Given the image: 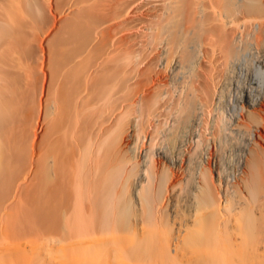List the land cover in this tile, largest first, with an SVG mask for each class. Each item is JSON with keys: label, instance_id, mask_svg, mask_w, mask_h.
<instances>
[{"label": "bare ground", "instance_id": "bare-ground-1", "mask_svg": "<svg viewBox=\"0 0 264 264\" xmlns=\"http://www.w3.org/2000/svg\"><path fill=\"white\" fill-rule=\"evenodd\" d=\"M256 1L0 0V264H264V152L255 140L264 137V1ZM143 6L138 32L175 50L168 63L179 77L196 65L198 81V96L163 106L174 108L175 124L158 152L174 170L157 191L147 152L139 162L140 150L129 146L120 159L124 137L105 134L106 83L132 55L106 67L113 36L106 43L104 30L124 27ZM237 10L253 26L246 43L229 35L226 13ZM178 14L187 33L207 32L202 44L186 39ZM113 16L121 19L111 24ZM159 100L138 101L136 124L158 115ZM206 150L212 164L200 169ZM193 158L199 167L189 173ZM29 179L31 208L8 211ZM14 221L22 229L8 235ZM39 227L58 237L42 231L35 239ZM16 230L28 239L15 240Z\"/></svg>", "mask_w": 264, "mask_h": 264}, {"label": "rangeland", "instance_id": "rangeland-1", "mask_svg": "<svg viewBox=\"0 0 264 264\" xmlns=\"http://www.w3.org/2000/svg\"><path fill=\"white\" fill-rule=\"evenodd\" d=\"M258 1H260V0H258ZM258 1H256L257 4H260V3L263 4L264 0H261V2H259V3H258ZM203 3L206 4L207 0H201L200 4L202 5ZM145 8H146V6L141 7L136 12L137 16L131 20H128V22H126V25L124 27H122V25L119 24L117 27L114 26V28H111V30H109V29L104 30V35L106 34L105 36L103 35V37L105 38V41L107 40V38H110L113 36L110 39L111 40L110 48H109V46L106 45L107 51L105 50L106 48L104 49L105 50V55H104L105 57L104 56L103 57L105 58V61H107L106 62L107 64L105 63L106 67H109V66L112 67V65H113L112 61L114 59L111 61L110 58H113L114 56L115 57L118 56L116 58H119L120 55H123V54L128 53V52L132 55L131 61L128 62L129 64L127 63V65L126 64L121 65V62H120V66L118 63H117L118 65L114 64V65H116L115 66L116 68L112 67V69L115 70V74L117 76L114 77L113 79H108V81L106 83V89L107 90L105 91V96H104V98H105L104 115L106 114L105 117L108 116V118L110 116V119L107 122H105V127H106L105 134L107 136L108 141L113 140L116 137L118 138L119 135L120 136L122 135V137H124V140H123L124 142L120 147H118V152H117V155H120V157L118 156V158H120V159H123V158H125V156H128L127 149L129 146L134 147V145H135L136 148L140 150L139 154L142 157L139 158V162H141L140 161V160H142L141 158H143V156L147 152V154H146L147 158H144L145 162L147 164H148V162L151 163V170L153 171V173L155 175L157 174V180L155 182V186L158 185L160 188H162L165 186V184H166L165 182L166 181L168 182V180L170 178L169 176L171 174V170H174V169H172V167L170 165H168V163L165 161L162 154L161 153L159 154L158 151L160 149L161 150L163 149L162 147L166 143V141H169V139H167L168 133L171 136L170 139L173 138L172 134H170L169 130H172V128H174V124H175L173 122L174 118H175L174 108L172 107V109H170V110H163V109H166V108H164L166 106V103H170L176 97H180V95H183L186 92L187 93L190 92L192 94L195 93L194 95L198 96L196 90L194 91V86L197 85L196 82H198V81H196L197 78L195 76L196 65H193V66L191 65L192 67L187 66V70L185 69L186 72L183 73L182 77H179L178 72L172 71V68L169 66V63H168V61H169L168 59H170L169 58L170 55L172 56L173 55L172 53L175 50H171L168 48L164 49V48H160L159 45L154 46L152 44H149L147 34H144L142 32L141 33L138 32L137 29L140 26H143V24L145 23V22H142L141 20H139V17H141L143 12L145 11ZM46 14H47L46 16H48L47 17L48 22H51V21L56 22L57 18L53 19L54 17H56L55 12L53 10H49L47 7ZM244 14L245 13H243V11H241V13H240V11H238V10L236 12L226 13L227 19H229L230 22L232 21L231 23L229 22L231 25H228L229 27L231 26L230 28L228 27L230 29V31H229L230 37L233 38L234 36H237V37L240 36V38L243 39V42L245 41L244 39H246V36L248 35L247 33H253V26L250 23V21L246 22L245 19H246L247 14L246 15H244ZM201 15H202V13H201ZM243 15L245 16V18ZM112 18H114V16ZM112 18L109 21V23H111V24L112 23L115 24L114 22H116V21L118 22L119 19H121V18L115 17L114 19H116V20H112ZM177 18L182 24V28L185 31L186 39L190 38L194 42L199 43V44H202V42L204 40H206V38H207V32L206 31L201 30L199 28L198 29L196 28V29L192 30L191 33H187L186 32L187 28L185 29L187 24H184V22H183V15L178 14ZM210 22H211V20L207 21V23H210ZM53 23L54 22H52V24ZM109 23H107V26L109 25ZM50 24L51 23H49V26L52 25V24L51 25ZM203 25L206 26L205 24H203ZM255 31H256V29H255ZM255 31H254V33H255ZM110 35H112V36H110ZM244 35H246V36H244ZM122 36H123V38H122ZM41 40L37 41L40 44L37 42H36L37 44L36 43L34 44V47L38 50L37 53L39 55L41 54L43 49H46V46H45L46 42L43 41L41 43ZM107 41H109V40H107ZM107 41H106V43H107ZM114 41H115V43H113ZM245 43H246V41H245ZM41 45L43 46V48ZM242 46L246 50V45L244 44ZM112 47L115 50L114 52H113ZM241 51H243V50H241ZM108 52H110V53H108ZM261 69H262L263 75H264V66L263 65H261ZM209 70H211V69H209ZM210 73H211V71H210ZM193 80H194V82H192V84H191V81H193ZM188 83H190V86H187ZM218 84H219V82H218ZM217 86L218 85L216 84V87ZM226 91L227 90H225L223 92V94H225ZM153 95L154 96L158 95L159 99H160L159 101L161 102V103L159 102V108L157 109L158 115H156L154 118L152 117L151 120H149V122L147 119H145L144 122L139 121V124H136V117L135 116H136V111H137V107H138V101L144 100L145 98L153 96ZM164 102H165V104H164ZM109 110H110V112H109ZM109 114H111V115H109ZM40 122H41L40 121V115L38 113L35 115V118L32 120V126L30 127V132H31L30 136L32 135V137H34V136L36 137L39 135L40 127H41ZM152 123H157L156 127L153 128L155 130H153L151 128ZM259 129H260V132L263 134L264 131L262 130L261 126L259 127ZM35 134H38V135H35ZM169 135H168V138H169ZM263 136H264V134H263ZM165 138H166V140H165ZM263 138H258L257 136H255V140L258 142V144H259L258 146L260 147L259 149H262L261 151L264 152V139ZM164 141H165V143H164ZM112 144L113 145L116 144L115 141ZM206 144H207V142H206ZM131 145H133V146H131ZM164 146H166V144ZM212 147H214V148H213V151L210 150L211 156L214 155L213 153H214L216 146L214 145ZM212 147H211V149H212ZM137 149H136V151H138ZM141 150H144L146 152L141 151ZM210 151L206 150V154L208 153L206 155L207 158H204V159L202 158L203 161H201L202 162V164H200L201 167H199V163L197 160H195V158H193L194 160L192 159V161L190 163L192 168H190L191 166L189 167L190 168L189 173L192 172V169H195L198 167L200 169L201 168L203 169L204 167L211 166V164H212L211 159L212 158L210 159V157H209ZM143 152H144V155H143ZM193 156H196V155L193 154ZM116 160H117V158H116ZM146 163L143 165L144 167H146ZM128 165L129 164H127L126 166H128ZM140 167H142V166L140 165ZM166 177H167V179H166ZM186 178H184L182 181H180L181 182L180 185L181 186L183 185L182 186L183 189H186V188H184V186L186 184L188 186L190 181H191V180H189L191 177L188 176L187 180H186ZM185 180H186V182H185ZM184 183H186V184H184ZM160 184H162V185L160 186ZM33 185H34V183L30 179L28 181H26L25 184L19 189L13 206L11 205L12 207H9L7 210L9 211V209L11 208L10 211L15 213L17 211H20L21 209L27 210L28 208H31L30 205L32 202V198L34 197ZM158 186L156 187L155 191H157ZM187 186H185V187H187ZM158 190H163V189H158ZM262 191H263V189H262ZM248 192L246 193V191H245L243 193V196H247L251 200L256 199L257 196H253L251 198V192L250 191H248ZM260 193H261V191H260ZM127 201H129V200H127ZM127 203H128V205L126 204V208H127L128 213L132 212L134 210V208L132 207L131 200ZM129 204L131 205L132 208L130 207ZM11 212H9V213L11 214ZM24 212H25V210H24ZM8 221H11V220H8ZM14 223L17 226L13 227V225H12V228H13L12 231H11L12 228H9L12 223H10V225L7 223L9 225L8 229L11 231V233H8L10 231L7 232L8 235H15L16 236L14 229H16V228L19 229V227L22 225L21 224L19 226L16 223V221H14ZM39 228H37L35 231L36 233L38 232L37 234H35V232L31 231L32 229H30V228L29 229L24 228V229H26V231L30 230V232H33V234H31V235L35 234V236H33L35 239L40 238L39 236H41L44 231H45V233H43L42 238L44 237V234L46 235L45 238H50L51 236L48 237L49 236L48 234L55 232L54 230L52 232H49L50 230H45L44 228H42L43 229L42 230L43 232H42V231H40L41 227H39ZM20 229H22V228L20 227ZM17 231H19V234L22 233L20 230H16V232ZM12 232L14 234H12ZM47 232H48V234H47ZM7 233H5V234L7 235ZM23 233H24L23 235H25V234L27 235L28 232H26V233L23 232ZM19 234H18V238L14 237L15 240H17V239L21 240L19 238H21L22 235L21 234L19 235ZM38 234H40V235H38ZM58 234L56 235V233H54V235H53V233H52L51 238H53V237L57 238ZM31 235H29V233H28L27 236H30L29 239L33 238ZM36 235H38V236L36 237ZM12 237L13 236H11V237L8 236L7 238L12 239ZM24 237H22L23 238L22 240L28 239V238L24 239Z\"/></svg>", "mask_w": 264, "mask_h": 264}]
</instances>
